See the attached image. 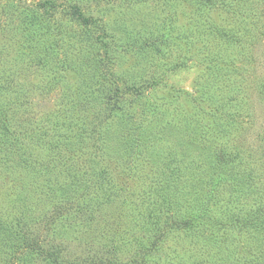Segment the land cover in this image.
I'll use <instances>...</instances> for the list:
<instances>
[{"label":"rangeland","instance_id":"rangeland-1","mask_svg":"<svg viewBox=\"0 0 264 264\" xmlns=\"http://www.w3.org/2000/svg\"><path fill=\"white\" fill-rule=\"evenodd\" d=\"M192 2L0 0L1 264H139L147 259L148 264H264V0L239 6L238 0ZM76 5L92 23L96 20L97 33L105 26L100 36L105 44L94 45L101 48V69L86 80L81 74L92 68L86 63L96 48L89 47L90 35L71 17ZM237 6L238 13L246 11L240 21L234 16ZM198 20L208 26L205 35L194 34ZM28 35L47 45L61 40L67 58H54L55 68L66 60L73 69L59 67L55 76L46 63L39 65L30 46L18 43ZM81 38L85 42L79 45ZM152 42L156 44L150 46ZM234 62L244 97L236 98L234 106L242 116L228 139L220 137L212 150L205 149L222 161L230 159L232 173L224 169L223 178L216 174L214 180L202 175L203 190L197 194L192 183L179 202L184 182L178 178L190 174L180 155L215 135L202 110L208 106L206 92L216 90L210 86L203 92V87L215 64L221 68ZM11 63L32 74L26 80L14 77L12 89L18 92H8ZM78 84H87L86 95L96 98L104 96L101 84L107 85V93L120 95L136 123L123 134L118 128L107 133L108 123L115 120H106L104 107L72 106L71 100L78 101L72 95ZM152 105L164 114L156 116L160 109ZM10 108H17L19 134L9 143ZM194 117L204 124L203 138L187 129ZM168 123L183 126L182 133L170 125L169 140L149 147L147 138H162L157 126ZM66 132L72 138L79 132L95 158L68 151L66 141L59 148ZM184 133L186 140L192 139L190 146L178 141ZM120 136L130 139L125 160ZM20 159L24 165L15 166ZM164 162H171L167 174ZM22 212L28 220L24 229L14 219ZM184 218L187 225H178ZM8 226L17 236L29 235L14 241L19 247L37 238L43 252L14 257L4 246ZM147 249L159 256L146 254ZM53 250L58 259L49 255Z\"/></svg>","mask_w":264,"mask_h":264},{"label":"trees","instance_id":"trees-1","mask_svg":"<svg viewBox=\"0 0 264 264\" xmlns=\"http://www.w3.org/2000/svg\"><path fill=\"white\" fill-rule=\"evenodd\" d=\"M192 1H193L192 2L193 5H196V4L203 5V4H206L207 2H214V0H192ZM246 1L247 0H238L237 5L239 6V4H243V3L246 4L247 3ZM238 6L236 8L237 14L236 15L234 14V16H235V18L238 17L237 21H240L242 18H240L239 15H241V16L245 15L246 11L245 12L239 11V13H240L239 14L238 13ZM70 12H71V17H73L80 24H82V26L84 27L83 31L86 34L88 33L90 35V37L88 39V41L91 42V43L89 42L90 43L89 47H91V48L95 47L94 45L96 43H99L101 45V43H103V41L100 39V36L105 31V26H103V25L100 26L101 31L99 34L95 31V29H97V28H95L93 26V23H95L96 20L92 23L91 18L87 17L85 15V13L83 12V10L79 6H77V5L73 6L70 9ZM247 13H248V8H247ZM171 19H173V18H171ZM198 22L200 24H197L194 28H192V29H194V34L195 35H201V34L205 35L206 34L205 32H208V30H206L208 26H205V24L202 20H198ZM182 31L184 32V37H186V33H185L184 28H182ZM191 32H193V30H191ZM1 34H3V33H1ZM209 35H210V33H209ZM227 36H229V34H227ZM84 42L85 41L82 38L80 40H78L79 45H82V43H84ZM18 43H19V45H22V46L29 45L31 48V54L34 57V60H38L39 65L46 63V66L50 67V70L55 73V76H56V73L58 72L59 67L73 69L71 64H69V63L65 64L66 60L64 61L63 66L61 65V63H57L59 67L55 68V64H54L55 60H53V59L54 58L58 59L59 57H65V55H66L64 48H63V50H61L62 45H61V40H59V39L56 41V43H51V44L47 45L46 43L43 42V40L39 41L36 36L28 35V36H25V41H21ZM103 44H105V43H103ZM154 44H156V42L150 43V46H153ZM97 47H95L96 48L95 57L92 58V56H91V58H90L91 60L86 63V64H88V66L93 64L92 68L89 69V71L84 70L81 74V76H82V78H84V80L88 79L89 76L93 77L94 73H95V75L96 74L98 75V73H96V72H99V70L101 69V65H100L101 64V58H99L101 48H97ZM154 47H156V46H154ZM17 53H20V55H22L25 58L27 57L26 52H17ZM65 58H67V56ZM50 60H52V61L50 62ZM52 63L54 65V67L52 66ZM49 65H51V66H49ZM237 65L238 64L236 62H234V63H231L227 66L220 68L217 64H215L214 67H215L216 71H215L214 75L212 76V78L208 77V79L206 80L207 85H206V87L205 86L203 87V92L205 90H209L208 88L210 86H213L216 90V93L215 92L212 93L210 91L206 92V94L204 95V98L206 101H208V104H207L208 106H207V108L203 107V110H202L203 113L205 114V117H207V119H208L207 125L214 130L215 135L212 138H210L209 140L203 138L202 133H203V129H204V124L201 120L196 121V119L194 117L192 119V121L187 122L186 126H187V129H191L192 131H194L195 135L202 137L203 138L202 141L199 144H197L198 146L195 144H192V139L191 140L185 139L186 133L182 134L180 136V138H178V141L182 143V146H184V145L190 146V144H192V148H191L192 150H188V151L184 150L183 155L182 156L180 155V160L178 159L179 161H182L181 162L182 167L188 169L190 172L189 177H187L186 175H180L178 178L179 182L180 181L184 182L183 183V190L181 191V194L178 198L179 202L182 201L181 199L185 198V193L188 192V188H191V186L189 187V185H191L192 183H193L192 189L197 194L203 190V188H204L203 176L204 175H206V177L213 175L212 180H214V178L216 177L215 175L217 174L218 178L221 179L224 176V173L222 172L224 169L227 172H231L233 169L232 162L230 159H226V160L222 161L218 158V156L216 154H214L212 152L209 153L210 151L205 150V149H207L209 147L210 150H212V148L215 147L216 143L219 141L220 137L228 139V136L231 134L230 128L235 126L237 123H239V120L241 119L242 115L240 114V111H241L240 107L234 106V101L236 100V98H239L240 96L243 97V89H241L238 86L240 84V82H239L238 78H236V76H235L236 74H234V72H236L237 69L239 70V68H237ZM243 71H247V70L244 69ZM28 72H30V70L26 71V68L22 69L20 66H18L16 64H13V63L9 64L8 65V92H11V91L12 92H18V90L16 88L12 89L11 83L14 81V77H21L25 80L28 79L32 75ZM35 74H36V76L46 77L44 73L35 72ZM5 79L6 78L3 77V80H5ZM225 80L226 81L229 80L230 83H232V84H228V86L222 85L223 81H225ZM106 86L107 85L103 86V84H101V89H102L101 91L103 92L104 96L101 98H99V97L96 98L94 95H89V93H88V95H86L88 92L87 89H89V88H87V84H86L85 88H81L80 85L78 84L77 88L75 90H73V92H72V95L75 98L77 97L78 101L71 100L70 102H72V106H74V107L79 106V104H82L84 108L91 107L92 109H99L101 107H104L106 109V112H107V115H106L107 117L105 116L106 120L110 119V117H114V120H115L112 123H108L107 127L105 128L106 129L105 131L107 133H110V132H112L118 128L119 130H121V133L123 134L126 131V129H131L130 127L132 125H134L137 120H135V121L130 120V116H129L130 112L127 111V108L124 105L125 104L124 100L121 99L120 95H117V96L109 95L107 93ZM116 87H118V89L121 90V88L119 86H116ZM143 88H146V86L143 85ZM117 107H122V108L120 109V111L114 110ZM150 107H152L153 109H157V110L160 109V110H158L159 112H154L156 114V116H159V115L162 116L164 114L163 109H161L159 106L152 105ZM80 108H82V107H80ZM10 110H12V109L10 108ZM15 110H17V108L13 109L8 114V142L9 143H10V141H13L11 139L16 138L17 135L19 134V131L16 128V125L19 121L18 122L16 121L17 115L15 114ZM143 112L147 113L146 111H143ZM154 113H153L152 117H155ZM160 119H162V118L161 117L156 118V120H160ZM72 123H73V121H72ZM72 123H71V125H72ZM170 125L172 126V128H175L176 131H180V134L182 133L181 132L182 129L179 127H183V126L176 125V127H175V123H168V125H163L162 127L157 126L159 133H161L163 135L162 138H156V136L153 134L147 138V140H148L147 145H149V147H151L152 145L156 144L157 142H160L162 139L169 140L168 135L173 132V131H171ZM18 126L20 127V124ZM11 127H12V129H11ZM155 130H156V128H154V130L152 132H155ZM183 130L185 131V129H183ZM235 133L236 132H234V135H235ZM74 135H75L74 138H72V136H70V134L68 132H66L65 134H62V136L60 138L61 142L58 143L57 146H59V148L62 147L63 143L66 141L68 146H65V147H67L66 149L68 151H72L74 153H79V151L81 150L83 153H85L86 157H89V158L92 157L94 159L95 154H93L92 150H90L91 153L87 152L86 151L87 147H85L83 145L84 137H82L79 134V132L75 133ZM120 137H121L120 142L123 141L121 147H122V151L125 152L123 154V160H125L128 157V155H130L129 154V151H130L129 150L130 149L129 148L130 147L129 140L130 139L128 140L127 138H123V136H120ZM137 139L138 140L142 139V137L139 136V138H137ZM8 146L10 147L9 144H8ZM10 149H11V147H10ZM10 149H8V150H10ZM14 151H16V150H14ZM148 151H149V149H148ZM198 160H203V162L202 161H200V162L203 163L204 165L199 166ZM164 163H166V162H164ZM18 165H24V161H22V159H20V161H17L15 164V166H18ZM170 165H171V162H168V163L164 164V166H163V170L165 171L166 174H167L166 168ZM208 172H209V174H208ZM184 177H186V178H184ZM183 178L185 180H182ZM195 180H197V182L194 183ZM243 186L246 187L247 183L244 184ZM239 189H240V187H239ZM183 192H184V194H183ZM179 215L185 217V214L182 213V211L180 212ZM263 216H264V214H263ZM14 219H16V222H18L19 227H22L23 229L26 228V227L21 226V225H23L24 221H26V223L28 221L25 213H23L22 217H20V218L19 217L17 218L14 216ZM12 221L15 222L13 219H11L10 222L12 223ZM181 221H182L181 223L178 222V225H180V226H186L188 223L186 218H184V220L181 219ZM50 223H51V220H50ZM25 226H26V224H25ZM23 229H22V231H25ZM8 232L10 233V234H8V241L9 242L7 244H4V246L10 248V250L12 251V254H15L14 257L20 258L21 254L26 255V254L30 253L31 250L34 252H39V253L43 252L40 239L34 238L33 240H36V241H31V242L25 243V246L19 247L17 244H15L14 241H17L18 239L20 240V238H22L23 240L27 239L26 236H29V235L26 234V232H25V235H24L25 237L17 236L18 235L17 233H19V232H16L13 226H8ZM263 236H264V233H263ZM28 240H30V239L28 238ZM151 248L156 249L155 246H152ZM158 252L159 251L156 250V253L154 254L151 250L147 249L145 253L146 254L151 253L153 256L155 255V257L156 256L158 257L159 256ZM57 254L58 253L55 252L54 250L49 253V255L53 256L54 259H58ZM148 261L149 260L147 259V260H144L143 262H139V264H148ZM55 262L58 264L57 260H55ZM105 264H109V263H105ZM110 264H116V263H110Z\"/></svg>","mask_w":264,"mask_h":264}]
</instances>
